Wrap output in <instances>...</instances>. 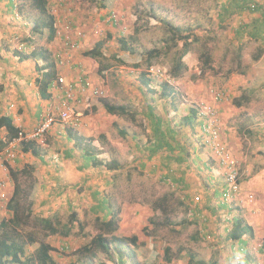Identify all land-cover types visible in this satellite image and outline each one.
Listing matches in <instances>:
<instances>
[{
    "label": "rangeland",
    "instance_id": "rangeland-1",
    "mask_svg": "<svg viewBox=\"0 0 264 264\" xmlns=\"http://www.w3.org/2000/svg\"><path fill=\"white\" fill-rule=\"evenodd\" d=\"M229 1L106 0L107 9H104L98 0H48L49 10L56 18L58 36L65 26H69L88 40L86 46L77 49V57L85 58V51L96 42L103 44L102 55L92 60L88 58L93 63L89 66L90 73L84 69L100 93L95 96L91 93L88 99L81 98L75 112L82 123L73 129L93 139L102 160L116 161L120 168L117 172H108L105 168L81 170L79 155L73 160L63 159L64 148L73 147L66 140L64 128L58 129L56 134L55 131L49 133L47 146L41 148L43 160L19 154L15 162L8 163L17 173L18 183L24 191L18 201L33 214L26 228L38 235L40 226L36 220L49 218L60 230L70 229L68 236L55 235L47 239L56 249L52 256L57 264H78L76 251L100 233L96 214L92 212L94 195L108 196L111 205L120 212L116 235L139 237L137 246L115 244L111 251L114 259L122 254L126 264H140L156 252L155 262L165 264L164 250L170 247L169 264H187L190 255L206 264H234L227 238V215L221 210V198L216 195L225 187L224 169L213 160L201 124H196L194 133L189 127H181L182 118L191 107L213 108L218 95L223 97L222 101L227 100L222 105L225 106L224 117L215 110L222 138L226 136L227 139L230 132L235 133L240 146L237 151L228 150L240 171L241 189L255 195V190L261 191L264 186L261 177L264 171L259 170H264V38L261 37L264 36L256 40L247 36V29H242L256 18L254 12L242 10L221 20L219 7ZM15 4V13L22 21L24 17L31 21L39 17L31 0H15ZM170 27L190 30L200 38L183 57L182 64L186 68L180 77L172 74L171 69L182 42L173 49H163L165 52L149 64H127L120 59L123 54L119 44L121 38L132 51L145 54L164 48L170 42L171 33L167 30ZM240 31L242 36H239ZM206 55L211 59L208 67ZM156 69L162 70L173 81L172 86L177 91L173 104L158 94L147 92L140 80L142 72L150 74ZM101 100L114 106H125L135 116L109 115ZM238 100L242 104L240 107L235 104ZM147 105H152L158 114L172 120L173 124H180V145L192 155L187 163H172L171 167H166L165 153L148 159L144 152L150 134L144 116ZM120 129L126 131L125 136L120 134ZM225 146L229 148L226 143ZM18 151L21 152L20 147ZM206 161L211 164L210 168L200 170L201 166L198 168L197 164ZM6 175L0 171V183L5 181L7 185L2 187L0 184V195L3 190L7 195L6 199L0 198V222L12 217L8 204L15 183L9 173ZM210 177L213 178L210 180ZM163 198H167L166 214L153 210L155 201ZM257 200L260 202L259 197ZM73 211L85 229L86 238L78 224L71 222ZM195 213L199 217L195 225H180ZM154 215L153 221L166 222L165 218H168L171 224H149V218ZM145 228H148L146 232ZM260 239L258 236L253 251H259ZM19 242L25 245L30 258L38 245L29 246L24 236ZM219 244L224 246L219 249ZM259 256L260 261L254 256L253 264H264L263 254L259 253ZM99 261L115 264L101 251L93 263ZM80 264H86L85 260Z\"/></svg>",
    "mask_w": 264,
    "mask_h": 264
},
{
    "label": "trees",
    "instance_id": "trees-1",
    "mask_svg": "<svg viewBox=\"0 0 264 264\" xmlns=\"http://www.w3.org/2000/svg\"><path fill=\"white\" fill-rule=\"evenodd\" d=\"M100 6L104 9H107L106 0H98ZM31 4L34 9L39 13V17L31 23L34 32L40 33L44 30L49 31H56V19L54 15L51 14L48 6V0H31ZM230 6L226 7L225 10L222 11V15L220 16L221 20H224L225 16L227 15L230 17L231 15L235 14L238 11L248 10L247 2L239 1V0H230ZM247 5V7H245ZM257 7V8H256ZM256 11L259 10V6H255ZM255 25V24H254ZM254 28L252 31L247 32V35L252 37L253 39H261L260 34H251L255 32ZM169 32L171 33L170 42L164 47L160 49H153L145 54H138L135 51H132L127 44V41L124 39L119 40V44L121 47V55L120 58L124 63L127 64H134V65H143L144 63H150L154 58L162 55L165 52L163 49H173L174 47L178 46L179 42H182V48L179 53V56L175 60V63L171 69L172 74L176 77H180L182 70L185 69V65L182 64V59L186 55L189 54L191 47L194 43H198L200 38L191 33L190 30L180 29L175 27H170ZM264 31V30H263ZM239 36H242V31L239 32ZM167 52V51H166ZM103 51L99 47H94L87 51L85 55L87 57H91L96 59L99 55H102ZM16 56L19 60H28L29 58H38L39 55L35 51L31 52L30 54H22L17 53ZM146 61V62H145ZM211 59L209 55H206L205 64L206 66H210ZM44 65V64H43ZM50 65H54V63H50ZM150 66V65H149ZM101 68V67H100ZM41 70V66H40ZM46 76V82H43L41 86V91L47 90L50 87V80L54 81L56 79V73L51 68L46 73L43 72ZM140 80L145 84L147 87V92L150 94H158L161 99H166L167 102L173 104V101L176 99V92L175 88L171 86L169 83H157L155 78L152 77L151 74L142 72L140 74ZM158 87H157V86ZM157 88V89H156ZM101 105L104 107L106 112L109 115H116V116H132L135 115L131 113L125 106H114L108 104L106 101L101 100ZM236 106H242L241 102L238 100L236 101ZM198 106L195 105L188 109V114L182 118V126L181 127H189L192 129L194 133L196 130V124L202 125V121H200L197 117ZM145 120L148 124L149 129V138L147 140L146 146H144V152L147 153L148 159H152L160 153H165L166 156L163 159L164 165L166 167H171L172 163L183 165L187 163L188 158H191V153H189L184 147L180 145L179 135H180V124H173V121L162 117L157 111L154 109L152 105H147L146 112H145ZM115 124V123H114ZM200 125V126H201ZM116 126V125H115ZM199 126V127H200ZM0 128H5L7 131V136L4 139H0V153L9 145V143L16 138L15 136L18 134L19 130L13 125L12 119L1 117L0 118ZM64 132L66 133V138L68 143H72L73 147L71 149L66 150V157L73 158V154L76 152L79 153L78 160L81 161V170H87L89 168H105L108 172H117L120 170L118 163L116 161H104L102 160L97 154V148L93 144V139H89L88 137H84L78 131H75L71 127L64 128ZM120 134L123 136L126 135V131L120 129ZM21 151L23 153H31L36 158L43 160V155L41 151V147L34 142H24L21 144ZM187 151V152H186ZM213 158V157H212ZM214 160V159H213ZM198 161V160H196ZM196 164V163H195ZM145 166L144 164H142ZM201 169L203 168H210L211 164L206 161L203 162L201 165ZM10 175L14 180L15 186L12 197L8 204L10 207V211L12 212V217L9 220L3 219L0 222V264H57L52 253L56 252V249L52 247V245L47 241V239L51 236L55 235H64L68 236L71 232L70 229H63L60 230L56 227V223L53 219H41L36 220L38 222L39 227V236L33 230H28L26 227L28 226L32 212L30 208H25L21 201L18 199L23 196L24 191L20 187L18 180H17V173L13 171V169L9 168ZM24 172L27 173V170L24 169ZM172 176V175H171ZM213 177L209 178L210 180ZM180 181L183 182L181 178ZM263 188V187H262ZM261 188V192L254 196L256 199L259 197L260 202L264 203V188ZM228 187H225V191L218 192L216 195L218 197H222L226 193ZM243 190V189H242ZM258 196V197H257ZM167 198H163L162 200H157L153 204V210L155 212H160L161 214H166V207H167ZM95 204L92 207V212L96 214V221L100 225V233L96 236L92 237L89 242L82 245L76 252L78 255V264L84 262L86 264H94L93 261L97 256L98 251L104 252L107 256H109L115 264H126L123 261V256L120 254L117 259L112 258L113 246L117 245H124V244H131L133 246H137L139 243V237L137 236H123L119 237L116 235V232L119 228L120 223V212L116 210L110 202V198L108 196L102 197L100 195H94ZM224 203V204H223ZM223 203L221 202V209L224 211L227 210L228 213H232V207L229 205L224 199ZM31 206V205H30ZM195 212V211H194ZM226 212V214H227ZM104 214L102 217L100 214ZM198 213V212H196ZM191 215L190 219H184L180 225L183 227H189L195 225L199 220L198 214ZM233 214V213H232ZM71 222L73 224H78L80 227V232L86 238V234L84 232V227L81 225L80 220L78 219V215L75 211L71 212ZM153 217L149 218L148 222L151 225L156 226H164L170 225V221L168 218L166 222L163 221H153L155 219ZM233 228L228 233L227 238L230 241V244L234 241H242L246 236L250 238L255 237V231L253 227L246 223V220L240 214L233 215ZM154 218V219H153ZM148 228H145V232ZM21 236H24L26 242L29 246L38 245L36 249L33 251L32 256L30 258L27 257V252L25 245L19 242ZM221 239V238H220ZM220 242V241H219ZM221 243V242H220ZM223 243V242H222ZM152 247V246H151ZM170 247H166L164 250V260L165 264H169L171 261L170 258ZM246 249L244 247H238L235 251V254L231 258L234 264L236 263L237 256H241V262L239 264H253L249 259H246L247 253L245 252ZM264 251V249H263ZM152 258H147L140 264H157L155 262V258H157V253L154 252L150 256ZM248 260V262H246ZM74 264V263H70ZM98 264H106L104 261H99ZM136 264V263H132ZM187 264H206L203 260H197L195 256L190 255Z\"/></svg>",
    "mask_w": 264,
    "mask_h": 264
},
{
    "label": "crops",
    "instance_id": "crops-1",
    "mask_svg": "<svg viewBox=\"0 0 264 264\" xmlns=\"http://www.w3.org/2000/svg\"><path fill=\"white\" fill-rule=\"evenodd\" d=\"M10 4L13 6L12 9ZM228 6H230L229 3L226 5H220L219 12L222 13V11ZM245 7H247V5ZM259 7V10L256 12L254 11L257 7H249L247 8L248 10L244 9L245 11L254 12L256 18L252 21L251 25L245 24L242 29H247V32H250L256 28L255 32H252L251 34H260V36H264V6ZM15 8V0H0V118H10L12 119L13 125L19 131L23 130L30 132L40 124L46 114L49 112H58V108H60L63 101H65L62 92L63 88L57 85L59 78H64L66 83L74 85L77 99H88L90 97V94L88 93L79 95V88L82 83L80 79H88L85 75L84 69L86 68V72L89 74V66L93 65V63L88 61V58L91 60L92 58L87 57L86 55L85 58H80L79 55L77 57V49L72 48V45H87L88 40H86L84 34L81 36V33L74 32L69 26L66 28L65 25V28L62 30V33H59V36L57 28H55V32L44 30L43 32L36 33L31 26L33 20L31 21L29 18L24 17V21H22L19 15L15 13ZM221 13L218 14L219 17L221 16ZM22 44L26 46L24 50L20 49ZM102 46L103 44L101 42H96L92 47H89L87 51L94 47L101 48ZM33 51L38 53V58L32 57L28 60L21 61L14 56L19 52L22 54H30ZM87 51H85V53ZM52 62L54 65H50ZM51 68H53L56 73V79L54 81L50 80V87L43 92L41 91V86L47 79L43 72L46 73ZM226 101L227 100H217V103L213 106L218 112L223 113V117L226 114L225 106L222 105H224ZM61 128V126L57 125L52 131H55L54 133L56 134L58 129ZM6 136V129L0 128V139H4ZM15 137H17V135ZM227 137V139L226 136L224 137V143L229 147L227 149L230 151H237L240 146L237 145L235 133L230 132ZM71 148L72 147L69 148L68 146L64 148L62 152L63 159L73 160L79 155V153L76 152L73 154V158H67L65 155L66 150ZM25 155H28L29 158L32 159L34 157L31 153H25ZM201 165L197 164V167L199 168ZM204 169L205 168H203V170ZM259 170L264 171L263 169ZM261 177L264 178V173L261 174ZM251 179L253 182V176ZM225 187H227L226 183ZM225 187L221 189L220 192L225 191ZM255 192L258 194L261 191L255 190ZM249 194H252V192L242 191L234 201L229 202L224 199L222 193V203L224 199L229 205H231L230 208L232 207L233 214L228 213L227 210H221L225 214L227 212L226 220L229 225V229H227L228 233H230L233 228L232 219L234 214H240L246 220V223L253 227L255 231L254 238L246 236L242 241H234L229 245V249H231L233 256L238 247H244L246 249L245 252L247 253L246 259H249L251 263H255L256 260L254 259L256 258L254 256L259 259V253H262L264 258V203H261L262 205L259 206L260 202L256 197L254 200H250L248 198ZM196 199L199 200V198ZM221 228H225V226H222ZM258 229H260V231ZM218 234L220 235V232H218ZM258 236L261 238V243L259 251L256 252L253 251V249ZM223 246L224 244H219L218 248L220 249ZM246 262H248V260H246Z\"/></svg>",
    "mask_w": 264,
    "mask_h": 264
},
{
    "label": "built area",
    "instance_id": "built-area-1",
    "mask_svg": "<svg viewBox=\"0 0 264 264\" xmlns=\"http://www.w3.org/2000/svg\"><path fill=\"white\" fill-rule=\"evenodd\" d=\"M247 2L248 7L254 8L255 6H264V0H241ZM81 33V32H78ZM82 36V33H81ZM25 45H21L20 49H25ZM73 49H78L79 44L72 45ZM152 77L155 78L157 83H169L171 86L173 85L172 79L165 75L160 69L154 70L150 73ZM82 82L79 88V95L83 94H91L92 96L99 95V90L94 87L88 79H80ZM58 86L63 88V101L60 108H58V112H49L45 115L40 124L31 130L30 132L19 131L17 137L13 139L8 147L0 153V161H1V174L6 175L9 173V165L8 163L15 162L18 155L21 154L25 156V153L22 151H18V148L24 142H34L37 143L41 148H45L48 143V135L53 130V128L57 125L62 128H76L81 125L80 115L77 114L76 107L81 100L77 99L75 95L74 85L71 83H66L64 78H59L57 82ZM220 95H218L217 100L222 101ZM217 111L208 106H199L197 111V117L200 121H202L201 130L204 134L207 135L206 143L211 150L213 159H215L218 164L224 169L225 182L228 187L226 193L224 194V199L226 201H234L241 193V176L240 171L236 165V162L225 146L224 139L221 135L220 130V121L217 119ZM58 159L57 156L54 157ZM7 176V175H6ZM1 186L5 187L6 182L1 181ZM1 199H6L7 195L5 190L2 191L0 195ZM248 198L250 200H254L255 196L253 194H249ZM242 257L239 255L236 258V263L241 262Z\"/></svg>",
    "mask_w": 264,
    "mask_h": 264
},
{
    "label": "clouds",
    "instance_id": "clouds-1",
    "mask_svg": "<svg viewBox=\"0 0 264 264\" xmlns=\"http://www.w3.org/2000/svg\"><path fill=\"white\" fill-rule=\"evenodd\" d=\"M23 50H24V49H23ZM7 147H8V146H7ZM20 148H21V146H20ZM5 149H6V148H5ZM5 149H4V150H5ZM4 150H3V151H4ZM3 151H2V152H3Z\"/></svg>",
    "mask_w": 264,
    "mask_h": 264
}]
</instances>
